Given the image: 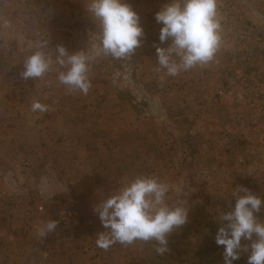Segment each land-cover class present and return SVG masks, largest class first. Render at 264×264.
Instances as JSON below:
<instances>
[{
  "label": "rangeland",
  "instance_id": "374dc122",
  "mask_svg": "<svg viewBox=\"0 0 264 264\" xmlns=\"http://www.w3.org/2000/svg\"><path fill=\"white\" fill-rule=\"evenodd\" d=\"M168 2L127 0L141 17L143 44L128 59L102 56L91 62V88L83 95L66 92L57 79L64 70L58 64L54 63L43 78H30L26 83L20 76H11L9 66L22 65L16 40L23 34L28 37L29 52L33 54L38 46H44L53 60L58 45L70 54L86 50L89 34L97 31L86 8L87 0H0V101L6 105L31 103L33 99L54 102V114L57 111L59 117H75L74 121H65L60 130L65 134L70 127L69 134L73 133L76 139L69 145L73 138L65 139L57 131L59 137L54 144L63 168L62 179L68 183L66 157L71 147L79 150L81 143L86 150L94 151L88 159L96 168L84 172L80 194H68L71 190L66 187V195L50 205L38 204L36 193L31 196L41 170L33 167L31 174L23 172L22 176L32 178L28 182L31 186L21 184L22 188L26 186L22 193L19 189L10 192L16 199L12 208L0 204V264H11L6 259L7 256L11 260L10 250H4L10 240L3 231L26 232V238L21 236L24 240L16 243V259L12 258L13 264H21V253L26 257L29 254L19 245L39 244L34 236L36 228L48 219L59 221L53 238L60 244L44 245L42 255L49 257L51 250L58 251L55 263L224 264V248L215 243L221 226L219 212L234 208L232 192L239 186L264 199V21L255 22L261 17L259 7L254 5L257 1L220 0L217 7L221 12L218 17L222 16L221 44L215 59L196 67L191 74L166 76L168 83L163 90L157 83L164 79L151 69L157 66L154 45L168 46L160 44L162 25L155 20L156 13ZM191 85L196 89L186 91ZM172 93H176L175 103L166 95ZM209 96L213 103L206 107ZM15 110L12 113L22 115L20 107ZM200 111L202 114H197ZM182 113L183 118L166 120L170 124L164 125L160 120L161 116L174 118ZM138 115L143 117L136 120ZM117 116L122 120L116 121ZM109 135L117 139L110 142ZM11 137L18 145L21 137ZM5 140L1 139L0 149ZM4 151L12 153L10 148ZM141 174L168 182L172 188L170 203L188 200V222L168 237L169 251L163 256L156 253L155 242H117L107 249L97 244V234L105 229L93 206L99 198L106 199L118 189L121 181ZM13 183L15 186L21 182ZM34 204H38L37 208L31 209ZM66 210L77 213L70 222L62 221ZM257 215L264 220V208ZM10 244L14 245L13 241ZM48 244L53 245L51 240ZM247 258L248 253H244L233 264H247Z\"/></svg>",
  "mask_w": 264,
  "mask_h": 264
},
{
  "label": "clouds",
  "instance_id": "9594fccd",
  "mask_svg": "<svg viewBox=\"0 0 264 264\" xmlns=\"http://www.w3.org/2000/svg\"><path fill=\"white\" fill-rule=\"evenodd\" d=\"M86 8L97 28L89 34L88 48L70 54L58 45L53 60L44 46H38L24 62V80L43 78L55 63L64 69L57 79L66 92L87 95L91 62L102 56L128 59L142 46L145 30L141 17L127 0H87ZM155 20L162 25L160 44H168L154 45L155 71L161 73V79L206 66L215 59L221 44L217 0H169ZM30 110L45 113L49 106L33 99ZM119 184L110 196L93 206L105 229L97 234L98 246L107 249L117 242H155L156 253L163 256L169 251L168 237L188 222V200L170 203L171 185L154 175H137ZM232 196L234 208L220 211L217 217L221 226L215 243L224 248V264H233L244 253H248L247 264H264V220L257 215L264 208V199L244 186L233 190ZM58 223L41 221L36 228L38 237L45 240Z\"/></svg>",
  "mask_w": 264,
  "mask_h": 264
},
{
  "label": "crops",
  "instance_id": "0c3cea01",
  "mask_svg": "<svg viewBox=\"0 0 264 264\" xmlns=\"http://www.w3.org/2000/svg\"><path fill=\"white\" fill-rule=\"evenodd\" d=\"M219 1L220 0H217V6H218ZM253 1L258 2L254 5H256L255 7H259L260 13H261V17L258 19L259 21L256 20L255 22L258 23V22L264 21V5H263L264 0H253ZM218 10L219 8L217 7V11ZM218 14H221V12H218ZM221 17H218L220 22H222ZM255 22H252L250 24L254 25ZM25 35L24 34L23 36L21 35V37H19L16 40V42L17 43L19 42L20 44L17 54L19 56V60L22 62V65L21 63H17V65L9 66V74L11 76L21 77V72L24 71V62L26 58L32 54L31 52L27 50V43H29V41H28V37H26ZM6 42L8 41L6 40ZM8 54L10 57V52H8ZM11 58H14V54H12ZM2 67L3 65L0 64V69ZM156 67L157 66L152 67L151 72L153 71L154 74L157 75V72L155 71ZM194 69L187 71V72H181L180 74L182 73L191 74L194 71ZM157 77H159V75H157ZM21 79L23 80V83H24V79L22 77ZM163 79L164 81L162 83H157V84L161 85V88L165 90L166 89L165 82H167V79L165 77ZM25 83H26V80H25ZM0 85H2V83ZM195 89L196 87L194 85H191L189 88H187L186 91H193ZM158 90L160 91V88ZM178 90H180V88ZM179 92H182V91H179ZM175 94L176 93L166 94V95H168V98L172 100V102L175 103V100H176V97L174 96ZM205 99H208V97L206 96ZM0 102L2 103L0 107V142L3 137L6 138L5 142L1 143V145H4L3 149H0V202H1L0 204L4 205L5 208L13 207L11 206V204L13 202H16V199H13L12 197L13 195H11L10 192H14V190L16 192V189H19L20 193H22L26 189V186L22 188L21 184H27L31 186V183H28V182H30L32 178L27 179V176L26 175L22 176L23 175L22 173L23 172L28 173L30 171V174H31V170H33V167L34 169L39 168L41 170L40 171L41 175H39L38 180L37 179L35 180V184L33 187V191L35 192L31 194V196H34L35 193L37 194L36 199H37L38 204L39 203H42L44 205L54 204L56 200L61 198V197L59 198V196L66 195L65 194L66 187H68L69 190H71V192L69 191L68 194H72V195L75 193L80 194L79 183L82 184V181L84 178V172L92 171L96 169L95 167L93 168L90 165L92 161L88 159L89 154L93 153L94 151L86 150L81 142L80 143L82 146H78L79 150L77 149L74 151V148L70 146L71 147L70 152H69L70 154L69 156L66 157V162H67L66 168L68 170V183L67 182L65 183L64 180L62 179L63 177L60 175V172H62L63 168L61 167L60 162L58 161L59 157L57 153L54 151V146H56L54 144H55V141H57V138L59 137V133L65 139L68 138V136H69V139L73 138L69 140V145L72 144V142L76 139L74 138L75 135L73 133L69 134L70 127L66 129L65 134L60 130V126L66 124L65 121H74L75 117H73V119L59 117V114L57 111H55V114H54L52 111L54 102H50V101H40L41 103L47 104L49 106V111L45 113H39V112L33 113L30 110V103L26 101L25 102L24 101L23 102H12V103H8V105H6L5 102L3 103V101H0ZM194 102L195 104H197L198 99L196 98ZM212 103H213V100L209 96V102L206 107H208ZM91 106H94V105H91ZM16 107L21 108V112H22L21 116H17L16 114L12 113V111H16L15 110ZM5 112L7 113L4 114ZM197 114H202V111H200V113H197ZM184 115L185 114L183 113L181 115H174L173 116L174 118L172 117L164 118L163 116H161L160 120L163 121L164 125H166V124H170V122L166 120L175 121L180 118H183ZM137 117L138 118L136 120H140L143 116L138 115ZM191 117L192 116H188L187 118H191ZM115 120L121 121L122 118H118L117 116L115 117ZM140 122H143V121H138V123ZM16 128L17 130L15 133L13 131H15ZM164 130L166 132V127ZM57 131H59V133H57ZM16 135L21 137L18 145L16 144L15 140L13 141L11 137V136L15 137ZM109 137L111 138L110 142H114V140L117 139V137H115L116 139H114L112 135H109ZM5 148H10L12 150V153L8 151H4ZM51 157L53 158L51 159ZM29 163L31 164V166L27 167L26 165H28ZM116 173L118 172L116 171L115 175ZM13 181L21 182V183H19L18 185L15 184L14 186ZM85 194L90 197L88 193H85ZM91 194H93V192ZM100 201H101V198H99L97 202L99 203ZM38 204H34V206L31 207V209L37 208ZM25 233L26 232L21 233L20 231H8V230L3 231L4 236L9 238L10 243L13 241V244H14V245H11L9 243L10 245L9 244L5 245V247L7 246V248L4 249L5 251L10 250L9 257L11 258V260L7 256H6V259L7 261L11 262V264L14 263L12 261L13 260L12 258L15 257L14 251L19 252L15 248L16 243L26 238L24 236ZM29 233L30 235L33 234L32 232H29ZM54 234L55 232L49 234L45 240H41L38 237V235H34L38 237V240L40 241L39 244L34 243L32 245L30 244L29 245H22V244L19 245L20 247L23 246V250L28 249L26 253L29 254L28 257H26L27 255H24V253H21V259H20L22 262L21 264H63V263H59L58 261L55 263L54 258H56V255L58 253V251L56 252V250L55 251L51 250V253L48 254L49 257L42 255L43 253L42 249L44 245L47 244L46 245L47 247H53V246H56L57 244H60V243H57V240H54L53 238ZM50 240L53 244L52 246H49L48 244ZM59 250L60 252H62V248H60ZM50 259H53V261L51 262ZM69 262L70 264H76L75 262L74 263L71 261Z\"/></svg>",
  "mask_w": 264,
  "mask_h": 264
},
{
  "label": "built area",
  "instance_id": "2783aa9c",
  "mask_svg": "<svg viewBox=\"0 0 264 264\" xmlns=\"http://www.w3.org/2000/svg\"><path fill=\"white\" fill-rule=\"evenodd\" d=\"M42 209H43L42 207L39 208V210H42ZM76 216H77L76 212H73L71 210H66L61 218H62V221H64V222H70Z\"/></svg>",
  "mask_w": 264,
  "mask_h": 264
}]
</instances>
